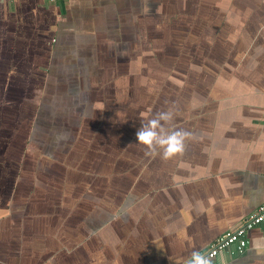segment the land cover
Listing matches in <instances>:
<instances>
[{
    "label": "crops",
    "instance_id": "0c3cea01",
    "mask_svg": "<svg viewBox=\"0 0 264 264\" xmlns=\"http://www.w3.org/2000/svg\"><path fill=\"white\" fill-rule=\"evenodd\" d=\"M262 203L264 0H0V264H185Z\"/></svg>",
    "mask_w": 264,
    "mask_h": 264
},
{
    "label": "clouds",
    "instance_id": "9594fccd",
    "mask_svg": "<svg viewBox=\"0 0 264 264\" xmlns=\"http://www.w3.org/2000/svg\"><path fill=\"white\" fill-rule=\"evenodd\" d=\"M174 119L173 111H159L146 120L141 121V127L136 132L138 143L145 146L148 154L158 153L162 159H171L182 154L186 141L193 133L184 129L169 130ZM185 264H212V259L200 252H193Z\"/></svg>",
    "mask_w": 264,
    "mask_h": 264
},
{
    "label": "built area",
    "instance_id": "2783aa9c",
    "mask_svg": "<svg viewBox=\"0 0 264 264\" xmlns=\"http://www.w3.org/2000/svg\"><path fill=\"white\" fill-rule=\"evenodd\" d=\"M50 1L54 2L55 0ZM262 221H264V203L260 204L236 225L212 240L200 253L209 256L212 259V264H216V257L224 250H228L234 256L243 254L248 244V231Z\"/></svg>",
    "mask_w": 264,
    "mask_h": 264
},
{
    "label": "rangeland",
    "instance_id": "374dc122",
    "mask_svg": "<svg viewBox=\"0 0 264 264\" xmlns=\"http://www.w3.org/2000/svg\"><path fill=\"white\" fill-rule=\"evenodd\" d=\"M22 121H24V118L22 119ZM22 121L17 122L14 126L11 127V129L18 132L25 131L27 129V123Z\"/></svg>",
    "mask_w": 264,
    "mask_h": 264
}]
</instances>
